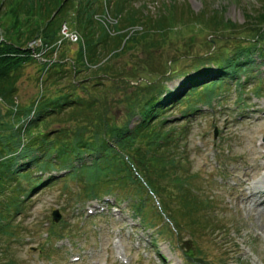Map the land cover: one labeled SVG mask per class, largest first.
<instances>
[{
    "label": "trees",
    "instance_id": "trees-1",
    "mask_svg": "<svg viewBox=\"0 0 264 264\" xmlns=\"http://www.w3.org/2000/svg\"><path fill=\"white\" fill-rule=\"evenodd\" d=\"M261 1L254 16L247 14L251 34L241 39L236 35L229 36L231 30L238 34L239 26L225 20L220 12L197 13L188 7H176L175 0L168 4L162 2L154 16L131 6L132 0H0V107L3 110H0V235L9 239L8 244L22 230L19 227L21 222L15 221L22 205L33 187L39 185L41 176L48 172L67 170L68 176L82 185L88 199L133 187L146 196L136 206L142 223L149 220L144 211L146 201L152 199L148 191L156 196L163 193L159 180L170 177L176 182L175 186L189 184L184 181L187 178L179 174L183 167L177 158L181 154L178 149L185 130L183 123L174 125V119L169 118L168 111L172 106L166 107L168 104L162 103L164 97L160 96L165 89L164 82L153 90L135 86L137 91L128 119L138 115L139 122L132 127H128L129 121L122 126L112 124L105 118V111L90 109L97 104L94 99H88L86 104L81 97L58 96L57 92L45 96V92H49L52 86H61L65 80L66 86H72L70 92L74 94L79 88L75 86V77L83 71L89 75L79 82L84 88L92 78H97L92 84L95 87L102 85L100 80L104 78L117 82L128 79L123 65H117L110 74L106 73L105 67L102 73L99 67L92 72L90 66L108 57L116 58L132 52L138 45L160 46L172 28L180 24L193 30L201 26L217 37L232 38L231 46H220L208 53L202 62H193L192 73L173 69L160 73L166 81L176 76L184 77L181 92L166 94L174 98L169 104H179L185 109L182 114L194 110L198 103L210 107L214 97L229 86L226 80L238 81L240 75L250 71L254 60L263 61L264 0ZM104 16L111 20L112 33L108 34L106 30ZM63 23L77 34L78 39L75 42L61 41L57 46L62 38ZM134 26L140 29L130 35L128 29ZM36 38L41 44L35 46L31 54L28 43ZM39 51L43 52L42 59L34 57ZM53 55L55 61L45 68L43 60L51 61ZM210 64L214 68H203ZM30 65L41 72L38 85L42 90L26 104L18 96L17 83ZM209 72L216 77L206 81ZM130 81L136 84L137 79ZM255 90L258 94L261 89ZM66 105H70L69 109L64 110ZM85 108L90 112L85 113ZM33 111L35 114L29 118ZM71 120H76L79 125L74 133L62 124ZM86 122L94 124L89 137L85 136ZM86 156L91 158L89 163L75 165ZM133 169L139 172L138 177ZM140 178L146 182L145 186ZM27 187H31L30 190ZM189 195L195 197L187 191L184 199ZM161 203L163 212L177 224L169 202L160 198ZM202 206L211 207V201L202 203ZM154 215L161 216L156 208ZM5 251H0V264H15L12 258L2 262L7 256Z\"/></svg>",
    "mask_w": 264,
    "mask_h": 264
},
{
    "label": "rangeland",
    "instance_id": "rangeland-1",
    "mask_svg": "<svg viewBox=\"0 0 264 264\" xmlns=\"http://www.w3.org/2000/svg\"><path fill=\"white\" fill-rule=\"evenodd\" d=\"M169 1L132 0L131 6L141 8L154 16L161 3L168 4ZM261 2L175 0V6L188 7L194 12H205L207 15L218 11L225 20L239 26L238 34L237 31L231 30L229 36L236 35L242 39L251 34L248 30L249 23L246 22L247 14L254 16ZM105 18L109 34L112 31L109 23L111 20L108 16ZM135 29L140 28H129V34H134ZM70 32L72 33H63L65 39ZM232 43L231 37H217L211 30L201 26L193 30L191 27L184 28L176 24L167 35L165 43L160 46L138 45L132 52L116 58L108 57L91 67L92 72L97 67L101 68V73L105 67L106 73L110 74L120 64L124 67V73L129 76L128 79L122 78V81L117 82L104 78L100 80L102 85L95 87L92 84L97 82V78H92V82L84 88L79 82L88 73L83 71L75 77V86L79 88L74 94L71 93L72 86H66V81L63 80L62 87L52 86L49 92H45V96L56 92L58 96L69 94L70 98L81 97L86 104L88 99H94L97 104L90 109L105 111V118L112 124L122 126L129 121L128 127H132L139 122L138 115L128 119L136 87L146 86L152 89L164 82L170 90H174L181 84L176 82L181 76L166 81L160 75L162 71L173 69L177 72L192 73L193 62L200 63L208 57V53L223 45L229 47ZM259 62L260 60L256 59L250 76L245 75L249 76L247 83L243 77L240 79L245 90L242 96L243 106L237 105L238 93L234 91V86H230L225 95L227 101L222 100L211 110L203 107L202 111L186 119L188 123L178 149L181 154L177 158L183 167L179 174L186 177L184 181L189 182V188L198 189L199 194L194 198L189 195L184 199L187 191L182 186H175L172 180L162 181L165 184L163 190L166 193V201L171 205L174 210L171 212L177 219L176 227L169 224L164 233H159L156 228L150 226L144 229L132 227L136 222L130 216L136 212L135 209H130V206L118 217L100 215L86 218L84 206L90 201L87 200V192L79 182L66 176L54 183L43 185L30 194L21 207L22 212L15 219L21 222L19 227L22 230L18 234L23 238L18 243L10 241L8 244L9 239L0 235V251L6 249L7 255L2 258V262L12 258L15 264H71L68 258L72 254H79L81 260L75 264H120L116 260V254L120 252L128 257L129 264H167L168 261L171 264H186V257L190 258L188 260L191 264H234V254L243 244L247 245L250 251L241 260V264H264V212H260L264 210V205L258 204L257 209H253L251 200H243V192L246 195L247 188L262 177L260 170L264 165V63ZM204 66L203 68L214 67L212 64ZM131 70L133 75L130 74ZM40 73L34 65L25 69L24 75L17 83L18 96L22 103H30L36 93L42 90L38 85ZM258 78L262 83H259L261 81H258ZM135 79L136 84L130 81ZM114 82L117 83L114 85ZM255 87L262 89L259 95L255 94ZM68 106L70 105L64 106V110L69 109ZM85 109V113L90 112L88 108ZM184 110L182 106L174 105L169 111L168 116L174 119V125L185 121L178 119ZM97 123L98 120L95 124ZM62 124L68 127L70 133L76 132L79 126L76 120ZM93 127L94 124L86 122V137L91 135L89 132ZM233 180L240 184L239 188H231ZM136 198L138 196L133 195L130 203L135 202ZM204 200H210L211 207H203ZM253 203L257 204V200ZM155 208L154 202L145 208L148 222L151 224L161 221L154 215ZM56 210L61 214L57 223L51 220V213ZM192 221H195V224H192ZM50 229L52 244L49 243V247H46L48 240H45V236ZM189 230L192 234H189ZM149 234L156 238L154 247L145 242V237L150 236ZM62 237L68 238L70 244L57 249L55 244ZM138 238L141 247L135 250L132 248V241ZM112 240L117 244L116 249L110 244Z\"/></svg>",
    "mask_w": 264,
    "mask_h": 264
},
{
    "label": "built area",
    "instance_id": "built-area-1",
    "mask_svg": "<svg viewBox=\"0 0 264 264\" xmlns=\"http://www.w3.org/2000/svg\"><path fill=\"white\" fill-rule=\"evenodd\" d=\"M65 31H66V28H65V26H63L61 32L64 33ZM67 37L69 39H71L72 41H75L77 39V35L76 34H73V33H69L67 35Z\"/></svg>",
    "mask_w": 264,
    "mask_h": 264
},
{
    "label": "bare ground",
    "instance_id": "bare-ground-1",
    "mask_svg": "<svg viewBox=\"0 0 264 264\" xmlns=\"http://www.w3.org/2000/svg\"><path fill=\"white\" fill-rule=\"evenodd\" d=\"M263 184H264V177L263 178H260L259 179V182L256 185H263ZM253 209H257L256 206H254ZM260 212L263 213L264 210H261Z\"/></svg>",
    "mask_w": 264,
    "mask_h": 264
},
{
    "label": "water",
    "instance_id": "water-1",
    "mask_svg": "<svg viewBox=\"0 0 264 264\" xmlns=\"http://www.w3.org/2000/svg\"><path fill=\"white\" fill-rule=\"evenodd\" d=\"M53 218H54V220H56V221L59 219V214H58L57 211H54V212H53Z\"/></svg>",
    "mask_w": 264,
    "mask_h": 264
}]
</instances>
